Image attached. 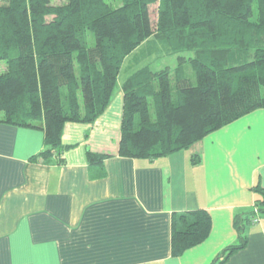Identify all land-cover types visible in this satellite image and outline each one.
I'll return each instance as SVG.
<instances>
[{"label": "trees", "instance_id": "trees-1", "mask_svg": "<svg viewBox=\"0 0 264 264\" xmlns=\"http://www.w3.org/2000/svg\"><path fill=\"white\" fill-rule=\"evenodd\" d=\"M152 38L177 65H145L124 81L120 157L187 150L264 109V0H0V123L42 129L45 147L32 159L63 162L66 123H94L126 59ZM105 157L88 154L96 164ZM254 191L255 210L235 214L237 242L211 264L247 246L256 211L264 217V188ZM211 229L206 210L173 214L172 254L199 245Z\"/></svg>", "mask_w": 264, "mask_h": 264}, {"label": "crops", "instance_id": "crops-1", "mask_svg": "<svg viewBox=\"0 0 264 264\" xmlns=\"http://www.w3.org/2000/svg\"><path fill=\"white\" fill-rule=\"evenodd\" d=\"M125 78L92 124L66 123L64 161L32 158L45 133L0 123V264H211L264 188V109L154 160L119 156ZM103 156L91 163L88 154ZM206 210V240L172 254V216ZM226 264H264V217Z\"/></svg>", "mask_w": 264, "mask_h": 264}, {"label": "rangeland", "instance_id": "rangeland-1", "mask_svg": "<svg viewBox=\"0 0 264 264\" xmlns=\"http://www.w3.org/2000/svg\"><path fill=\"white\" fill-rule=\"evenodd\" d=\"M55 1V0H52ZM115 5L120 4V0H113ZM156 5L152 6V17L155 22L157 19V9ZM94 44L93 36L90 37V45ZM166 46H163L156 42L154 38L144 42L136 52L130 55L120 73V79L129 77L130 74L136 72L141 67L145 65H150L153 69L157 70L164 67L174 68L177 65V55L170 54ZM3 67V65H1ZM1 68V67H0Z\"/></svg>", "mask_w": 264, "mask_h": 264}, {"label": "built area", "instance_id": "built-area-1", "mask_svg": "<svg viewBox=\"0 0 264 264\" xmlns=\"http://www.w3.org/2000/svg\"><path fill=\"white\" fill-rule=\"evenodd\" d=\"M258 216V213L256 211V216L253 218L252 220V225H256V224H259L260 222V218L257 217Z\"/></svg>", "mask_w": 264, "mask_h": 264}]
</instances>
